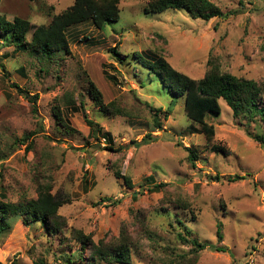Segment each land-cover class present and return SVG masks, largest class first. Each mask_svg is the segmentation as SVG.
<instances>
[{"label": "rangeland", "instance_id": "374dc122", "mask_svg": "<svg viewBox=\"0 0 264 264\" xmlns=\"http://www.w3.org/2000/svg\"><path fill=\"white\" fill-rule=\"evenodd\" d=\"M149 1L119 0V19L103 30L91 22L69 27V52L49 60L16 50L10 33L0 32V199L24 203L47 186L67 201L54 235L11 217L0 235V264H73L78 255L77 264H120L92 260L73 232L113 244L122 229L127 264H264V143L247 134L264 135V123L234 117L220 100L221 112L208 115L215 134L206 139L187 119L183 97L134 56H163L194 79L215 63L264 86V0H210L237 13L208 21L184 9L145 12ZM72 3L0 0V16L27 19L32 31ZM89 82L108 111L94 104ZM86 119L101 127L96 136ZM155 183L166 186L150 191ZM179 234L223 251L194 252Z\"/></svg>", "mask_w": 264, "mask_h": 264}, {"label": "trees", "instance_id": "16d2710c", "mask_svg": "<svg viewBox=\"0 0 264 264\" xmlns=\"http://www.w3.org/2000/svg\"><path fill=\"white\" fill-rule=\"evenodd\" d=\"M118 4L119 0H73L69 7L57 14L48 24H40L32 31L30 22L27 19L15 17L9 21L0 16V32L10 33L11 42L16 50L35 54L44 60H49L56 54L61 55L69 52V41L66 33L69 27L91 22L96 28L103 30L107 23L119 19L120 9ZM169 8L184 9L193 18L205 21L214 17L224 19L237 13V10L223 11L210 0H150L144 11L157 13ZM29 32H31V35L28 39ZM117 50L115 47L111 48L115 56H120L121 53ZM134 56L142 66L159 77L161 84L174 98L183 97V109L187 119L192 125L198 127L197 130L206 139H210L215 134V127L209 123L208 115H218L221 112L220 100L224 101L230 108L234 117H243L247 123L255 121H259L261 124L264 123V86L261 83L222 71L215 63L209 66L200 79H194L173 68L163 56L147 59L139 52H135ZM13 86L18 87L16 84H13ZM89 86L96 107L101 111H108V106L103 103L101 93L97 87L92 82H89ZM160 110L159 108L156 109L154 114V123L157 129L162 126L157 118L158 113L161 112ZM115 112L118 113V110ZM55 114L61 120L59 110ZM119 114L121 113L119 112ZM86 123L93 129L95 136L101 131V127L91 119H86ZM247 134L253 140L261 144L264 143V135L251 133L248 130ZM107 139H110L109 135H107ZM27 148V150L30 149ZM108 148L111 149V147ZM211 149L217 152H226L219 145H212ZM187 150L190 152L189 161H193L197 155L190 148ZM2 158L0 154V160ZM115 177L123 179L127 187H132L129 177L121 175L118 171L115 172ZM165 186V183H155L149 190L159 191ZM66 202V199L52 194L47 186L40 187L37 197L24 203H11L0 199V235L9 228V219L13 216H20L25 224L37 222L49 234H57L62 224L61 217L57 212ZM217 236L220 241V227L217 229ZM118 237V240L113 244H105L103 241L94 244L88 235L83 234L81 231L73 232V238H76L80 243L81 251L87 250L89 252L90 249L89 257L92 260L105 259L115 263L127 264L130 262L129 237L124 229L121 230ZM178 237L181 241L190 244L194 252L205 247L223 251L220 247L206 242H199L194 238L186 239L181 234ZM78 256L80 257H77V263L82 261V256ZM77 263L76 261L73 262V264ZM189 264L193 263L189 262Z\"/></svg>", "mask_w": 264, "mask_h": 264}]
</instances>
